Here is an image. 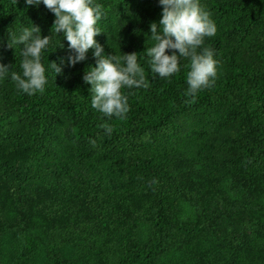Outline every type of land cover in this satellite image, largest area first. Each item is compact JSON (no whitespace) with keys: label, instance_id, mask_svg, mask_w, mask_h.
<instances>
[{"label":"trees","instance_id":"16d2710c","mask_svg":"<svg viewBox=\"0 0 264 264\" xmlns=\"http://www.w3.org/2000/svg\"><path fill=\"white\" fill-rule=\"evenodd\" d=\"M97 2L94 39L105 54L136 52L148 85L121 89L123 119L90 107L91 49L69 67L48 9L0 0V64L20 72L10 32L51 35L43 93L0 79V264H264V0H200L218 68L195 97L188 58L167 79L145 63L157 0Z\"/></svg>","mask_w":264,"mask_h":264},{"label":"clouds","instance_id":"9594fccd","mask_svg":"<svg viewBox=\"0 0 264 264\" xmlns=\"http://www.w3.org/2000/svg\"><path fill=\"white\" fill-rule=\"evenodd\" d=\"M23 3L33 7L42 4L54 15L52 33L56 36L59 32L67 41V48L72 53L67 56L69 67L85 60L88 50H92L95 65H89L82 76V80L90 85V107L102 117L123 119L129 106L127 95L121 89H140L148 85L144 70L137 63L136 52L121 56L105 54L103 46L94 39L101 32L98 27L104 15L101 4L97 0H23ZM157 3L161 6L159 19L148 26L153 43L143 51L149 73L167 79L180 71V60L188 58L186 95L195 97L198 91L215 83L218 61L214 59L213 50L203 45L206 37L216 34V26L200 0H157ZM50 41L51 35L42 37L40 29L33 24L10 32L8 46L18 49L20 72L0 64V79L7 76L17 90L28 96L43 93L48 76L41 63V54L50 46ZM59 44L60 41L55 47ZM48 69L51 74L62 71L51 61ZM100 128L105 134L112 131V126L107 123H101ZM89 144L95 146V140L90 139Z\"/></svg>","mask_w":264,"mask_h":264}]
</instances>
